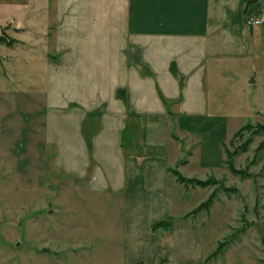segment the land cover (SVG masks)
Wrapping results in <instances>:
<instances>
[{
  "label": "crops",
  "instance_id": "crops-1",
  "mask_svg": "<svg viewBox=\"0 0 264 264\" xmlns=\"http://www.w3.org/2000/svg\"><path fill=\"white\" fill-rule=\"evenodd\" d=\"M7 26L40 39L15 55L34 66L37 85L13 96L30 108L2 99L6 163L31 162L34 185L55 168L69 194L118 202L121 264H203L173 170L218 176L242 119L264 117V0H0Z\"/></svg>",
  "mask_w": 264,
  "mask_h": 264
},
{
  "label": "rangeland",
  "instance_id": "rangeland-1",
  "mask_svg": "<svg viewBox=\"0 0 264 264\" xmlns=\"http://www.w3.org/2000/svg\"><path fill=\"white\" fill-rule=\"evenodd\" d=\"M0 37L14 42L0 43V92L10 94L6 99L0 95V264H121L118 202L69 194L70 184L55 168H48L34 185L31 162L16 171L4 160L2 99L11 108H30L13 102V96L37 85L31 80L34 66L15 55L29 52L27 42L40 38L11 26L3 28ZM10 60L27 64L22 78L11 72ZM241 123H250L249 129L227 142L223 170L200 180L209 185L178 178L179 188L171 185L178 205L189 211L184 223L202 226L203 264H264V117L249 115ZM234 169L242 174H234Z\"/></svg>",
  "mask_w": 264,
  "mask_h": 264
},
{
  "label": "trees",
  "instance_id": "trees-1",
  "mask_svg": "<svg viewBox=\"0 0 264 264\" xmlns=\"http://www.w3.org/2000/svg\"><path fill=\"white\" fill-rule=\"evenodd\" d=\"M0 43H5L9 46H11L14 42H8L5 38H1L0 37ZM250 123L245 124L243 127L240 128V130L234 135L237 136L239 133H241L242 131H245L247 129H249ZM234 174L237 175H241L242 172L238 171V170H233ZM173 173L175 175H177V178L180 182H185V183H192V184H197L198 186L201 187H206L207 185H209L208 181H200L197 179H188V178H184L181 174H179V172L177 170H174ZM199 210V209H198ZM200 211V210H199ZM175 227V223H174V219H168L164 222H161L159 224H157L156 226H154L153 230L154 232L158 233V231L163 230L165 232H169L170 230H172ZM158 264H168V257L167 256H163L159 259Z\"/></svg>",
  "mask_w": 264,
  "mask_h": 264
},
{
  "label": "built area",
  "instance_id": "built-area-1",
  "mask_svg": "<svg viewBox=\"0 0 264 264\" xmlns=\"http://www.w3.org/2000/svg\"><path fill=\"white\" fill-rule=\"evenodd\" d=\"M262 19H260V18H249L248 20H247V24L249 25V26H259V25H261L262 24Z\"/></svg>",
  "mask_w": 264,
  "mask_h": 264
}]
</instances>
